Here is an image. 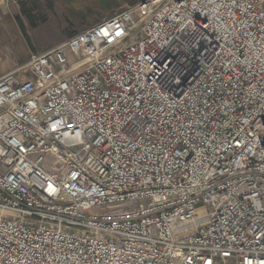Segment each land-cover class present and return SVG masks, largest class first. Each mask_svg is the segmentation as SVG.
<instances>
[{
	"label": "built area",
	"instance_id": "1",
	"mask_svg": "<svg viewBox=\"0 0 264 264\" xmlns=\"http://www.w3.org/2000/svg\"><path fill=\"white\" fill-rule=\"evenodd\" d=\"M0 264H264V0H143L2 75Z\"/></svg>",
	"mask_w": 264,
	"mask_h": 264
},
{
	"label": "rangeland",
	"instance_id": "2",
	"mask_svg": "<svg viewBox=\"0 0 264 264\" xmlns=\"http://www.w3.org/2000/svg\"><path fill=\"white\" fill-rule=\"evenodd\" d=\"M67 1L0 0V24L9 26L5 40L0 36V77L143 0Z\"/></svg>",
	"mask_w": 264,
	"mask_h": 264
},
{
	"label": "crops",
	"instance_id": "3",
	"mask_svg": "<svg viewBox=\"0 0 264 264\" xmlns=\"http://www.w3.org/2000/svg\"><path fill=\"white\" fill-rule=\"evenodd\" d=\"M9 30V26H7L6 24H0V36H2V40H5V36H7L9 34L8 32Z\"/></svg>",
	"mask_w": 264,
	"mask_h": 264
},
{
	"label": "flooded vegetation",
	"instance_id": "4",
	"mask_svg": "<svg viewBox=\"0 0 264 264\" xmlns=\"http://www.w3.org/2000/svg\"><path fill=\"white\" fill-rule=\"evenodd\" d=\"M67 1V0H66ZM67 2H69V1H67ZM72 2H73V4H75L76 3V1L75 0H72ZM70 3V2H69Z\"/></svg>",
	"mask_w": 264,
	"mask_h": 264
},
{
	"label": "bare ground",
	"instance_id": "5",
	"mask_svg": "<svg viewBox=\"0 0 264 264\" xmlns=\"http://www.w3.org/2000/svg\"><path fill=\"white\" fill-rule=\"evenodd\" d=\"M8 6V5H7Z\"/></svg>",
	"mask_w": 264,
	"mask_h": 264
}]
</instances>
